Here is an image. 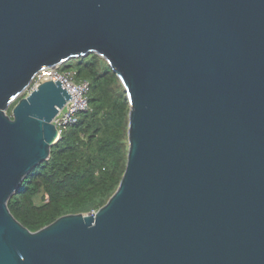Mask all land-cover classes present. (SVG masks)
I'll return each mask as SVG.
<instances>
[{
    "label": "water",
    "instance_id": "water-1",
    "mask_svg": "<svg viewBox=\"0 0 264 264\" xmlns=\"http://www.w3.org/2000/svg\"><path fill=\"white\" fill-rule=\"evenodd\" d=\"M91 54L129 100L124 176L31 232L8 203L72 96L23 94ZM0 264H264V0H0Z\"/></svg>",
    "mask_w": 264,
    "mask_h": 264
},
{
    "label": "trees",
    "instance_id": "trees-1",
    "mask_svg": "<svg viewBox=\"0 0 264 264\" xmlns=\"http://www.w3.org/2000/svg\"><path fill=\"white\" fill-rule=\"evenodd\" d=\"M60 70L90 82L91 111L64 133L8 203L31 232L67 215L99 211L118 190L128 161L130 104L116 73L97 54L72 59Z\"/></svg>",
    "mask_w": 264,
    "mask_h": 264
},
{
    "label": "built area",
    "instance_id": "built-area-1",
    "mask_svg": "<svg viewBox=\"0 0 264 264\" xmlns=\"http://www.w3.org/2000/svg\"><path fill=\"white\" fill-rule=\"evenodd\" d=\"M76 77V72H63L60 70V66L44 69L34 78L32 84L24 93V97H26L45 82L53 81L56 83L60 81L63 84L62 87H65L69 95L72 96V99L60 110L53 121L58 131V140L62 138L67 130L80 123L83 114L91 111L90 82L87 80L77 81Z\"/></svg>",
    "mask_w": 264,
    "mask_h": 264
},
{
    "label": "rangeland",
    "instance_id": "rangeland-1",
    "mask_svg": "<svg viewBox=\"0 0 264 264\" xmlns=\"http://www.w3.org/2000/svg\"><path fill=\"white\" fill-rule=\"evenodd\" d=\"M23 95H24V94H23ZM37 202L40 203V202H41V199H38Z\"/></svg>",
    "mask_w": 264,
    "mask_h": 264
}]
</instances>
